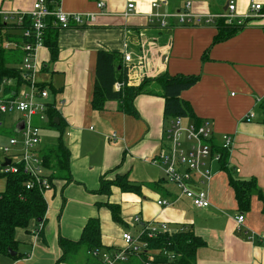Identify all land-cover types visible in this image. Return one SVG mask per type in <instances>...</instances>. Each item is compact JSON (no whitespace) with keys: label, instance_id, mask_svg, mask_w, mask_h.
Here are the masks:
<instances>
[{"label":"crops","instance_id":"crops-1","mask_svg":"<svg viewBox=\"0 0 264 264\" xmlns=\"http://www.w3.org/2000/svg\"><path fill=\"white\" fill-rule=\"evenodd\" d=\"M34 1L0 0V8L27 12ZM185 1L191 2V11L197 14L228 12L229 0H61L65 12L97 14L91 23L68 28L54 25L57 54L53 60L44 43L36 49L35 78L45 86L49 105L61 116L72 181L51 179V188L43 193L48 206L45 221L39 228L34 220L27 228H18L13 250L16 254L0 253V264H56L61 255L58 237L78 240L89 218L99 219L100 251L122 248L124 231L137 232L142 224L150 222L165 223L167 233L188 227L205 242L197 248L193 264H264V123L260 109V104H264V13L249 19L224 39L220 25L228 23L216 16L213 24L205 26L180 25L175 17H169L167 28L151 19L159 12L181 10ZM232 1L234 26L239 25L238 20L256 13L250 8L252 3H259L264 9V0ZM97 2H104V7L99 9ZM153 2L159 6L153 7ZM130 3L133 7L124 15ZM18 33L0 30V55L8 57L9 66L19 68L21 50L2 46L11 34V39L18 42ZM101 50L119 56L118 68L120 73L125 70L128 86H138L145 78L164 74L197 77L180 95L193 111L192 115L181 116V124L208 122L213 132L211 146H218L223 134L232 137L228 168L222 169L220 162L209 160L213 175L208 185L192 184L194 189L207 190V207L194 206L167 181L164 165L157 159L153 162L168 143L166 129L171 120L163 117L161 84L151 81L150 92L134 98L135 113L122 110L118 100H106L100 109L93 107L96 55ZM126 53H130V61L123 59ZM11 78L12 88L6 87L0 97L6 96L9 89L13 92L23 86L21 75L20 81ZM250 113L254 117L248 118ZM22 117L18 111L0 112V167L4 162L1 148L7 141L5 132L14 133L8 139L18 136L14 130ZM41 124V128L49 127L48 120ZM56 143L44 144L41 129L37 150L47 176L51 171L43 166L41 151ZM123 175L130 184L138 186V191L111 186L109 194L96 192L101 178L114 180ZM230 176L254 180L247 210L239 208L229 184ZM5 186L6 178L0 176V194ZM159 199L170 204L159 205ZM108 204L117 207L119 220L113 218ZM241 213L244 220L238 228L236 217ZM250 233L255 238L249 239ZM156 251L148 249V253ZM142 253L116 264H143L147 255ZM131 257L134 259L129 260ZM60 264L101 263L98 259L86 263L85 255L79 252L72 263Z\"/></svg>","mask_w":264,"mask_h":264},{"label":"built area","instance_id":"built-area-1","mask_svg":"<svg viewBox=\"0 0 264 264\" xmlns=\"http://www.w3.org/2000/svg\"><path fill=\"white\" fill-rule=\"evenodd\" d=\"M97 7L102 9L104 2H97ZM153 7H158V2L152 3ZM133 7V4L127 5V11ZM251 10L255 11L254 15L245 16L237 21L239 25L245 24L253 17H260L261 5L252 3ZM228 12L222 14H197L191 11V2L185 1L182 9L177 12L165 13L159 12L151 16V19L157 20L162 28L168 27V18L175 17L180 25L205 26L213 24L214 17L223 18L228 24H232L235 16V4L229 0L227 5ZM97 14L93 12L87 13H69L62 10L61 0H35L29 11H12L0 8V24L8 30H17L19 35L17 41L9 38L3 43V48L12 49L19 48L22 52L20 63V75L24 80L23 86H18L13 92H7V95L0 97V112L7 113L18 111L23 114V128L18 132L17 136L10 137L8 142L2 146L4 154L3 161L9 159V163L0 167L1 174H14L22 172L30 174L31 179L25 183L26 189L37 188L40 192L51 188L47 175L43 173L40 154L37 145L41 140L40 125L32 124V117L36 116L40 122L47 120L46 110L49 106L47 101V89L39 85L35 75L38 72L36 61V49L43 44L44 31L48 26V19H52L53 25L57 28H68L73 25H82L91 23ZM142 58V56H141ZM123 59L130 61V53L124 54ZM127 75V74H126ZM123 85L122 81H116L114 88L119 90ZM12 88V78L2 77L0 79V92L6 87ZM254 117L250 113L248 118ZM212 129L208 122L184 126L181 124V116L171 118L168 128L166 129V139L168 143L164 145L156 158L164 165V172L167 181L173 183L179 190L180 194L189 198L196 207H207L209 199L207 190L204 188L194 189L192 184L208 185L212 178V171L208 165V161H219L220 152L212 149L211 137ZM115 136L113 133L112 137ZM21 143L20 147L16 145ZM232 145V137L228 134L221 136L219 146L229 150ZM159 205L167 206L170 202L166 199L157 200ZM244 220L241 213L236 217L237 226L240 228ZM139 221V218H136ZM166 224H154L152 222L142 224L137 234L130 231H124L121 234L123 247L116 251H100L94 249L91 255L97 258L101 264H116L125 262L128 256L139 255L144 252L147 259L143 264H149L153 260L155 254L165 255L168 259H173L175 254L162 249L153 253H148L147 239H152L158 234L166 232ZM249 239L255 238L254 233L248 235Z\"/></svg>","mask_w":264,"mask_h":264},{"label":"trees","instance_id":"trees-1","mask_svg":"<svg viewBox=\"0 0 264 264\" xmlns=\"http://www.w3.org/2000/svg\"><path fill=\"white\" fill-rule=\"evenodd\" d=\"M50 1V0H49ZM261 13L264 9L261 6ZM233 24L222 23L220 25L221 39L228 37L238 27ZM0 24V30L4 29ZM52 19H48V26L44 31L43 43L49 48L51 59L57 54L56 31ZM6 29V28H5ZM7 38H14L9 35ZM7 52V51H6ZM3 53L0 55V79L2 77H13L20 81V70L17 66H9ZM119 56L116 53L108 51H98L96 55L94 90L91 104L100 109L106 100H118L122 110L128 113H135L133 106L134 98L141 93L150 92L148 84L151 81L158 82L163 87V117L171 119L176 116L192 115V109L181 98V93L190 88L197 80L196 76H168L160 75L154 79L145 78L138 86H128L126 84L125 70L120 73L118 66ZM122 81L123 85L119 90L114 89L116 81ZM44 86V85H42ZM45 87V86H44ZM264 123V104H260ZM49 127L59 131L58 141L55 145H47L41 151L43 166L51 171L48 180L53 178L65 179L66 183L72 181L69 168V150L63 143V126L61 116L56 109L48 106L46 110ZM57 117L58 122L54 119ZM212 149L220 152V166L227 169L228 150L212 143ZM230 171V169H228ZM228 171V172H229ZM1 174V173H0ZM230 174V172H229ZM6 178V186L0 194V253H8V249L15 250L17 240L15 238L18 228H27L29 222L34 220L38 228L43 224L46 218L47 202L42 192L37 188L26 189L25 183L31 179L30 174L22 172L14 174H1ZM126 176H117L114 180H104L101 178L97 193L109 194L111 186H117L122 191H138V186L132 185L125 178ZM65 183V184H66ZM229 184L235 193L238 206L241 210H247L250 203L252 188L255 183L253 179L239 180L230 176ZM109 209L115 220H119L117 207L108 204ZM38 224V225H37ZM41 224V225H40ZM148 247L151 249L168 250L175 254L173 259H168L165 255L155 254V257L149 264H193L195 262L196 250L204 245V241L191 230V228L182 229L174 233H161L152 239H147ZM58 246L61 249V255L56 264L61 262L72 263L79 252L85 255V262H95L97 259L91 255V251L101 247L100 226L98 218H89L83 226L81 236L78 240H70L62 236L58 237ZM144 254V252L142 253ZM93 257V258H92ZM145 257H143L144 259ZM134 259L131 257L129 260ZM141 264V262H135Z\"/></svg>","mask_w":264,"mask_h":264},{"label":"rangeland","instance_id":"rangeland-1","mask_svg":"<svg viewBox=\"0 0 264 264\" xmlns=\"http://www.w3.org/2000/svg\"><path fill=\"white\" fill-rule=\"evenodd\" d=\"M32 124L33 125H42L40 120L38 119V117L34 116L32 117ZM42 138H43V143L44 144H53L56 143L58 141V137H59V131L57 129H54L53 127H46V125L42 126ZM6 133V138L8 142V137L13 133V131H8L5 132ZM18 138H20V136H17ZM165 176V175H164ZM169 186L171 188H174L172 185L169 184ZM134 234H137L136 231L133 232Z\"/></svg>","mask_w":264,"mask_h":264},{"label":"water","instance_id":"water-1","mask_svg":"<svg viewBox=\"0 0 264 264\" xmlns=\"http://www.w3.org/2000/svg\"><path fill=\"white\" fill-rule=\"evenodd\" d=\"M54 122H55V123L58 122L57 117L54 119ZM23 125H24L23 120H20V121L16 124V126H15V130H14V131H15L16 133H18V132L23 128ZM8 163H9V159L6 158L5 161L3 162V165H6V164H8ZM8 252H9V254L12 255V256H14V255L16 254V252L13 251V250H11V249H8Z\"/></svg>","mask_w":264,"mask_h":264}]
</instances>
